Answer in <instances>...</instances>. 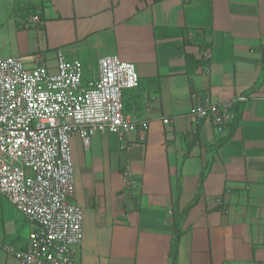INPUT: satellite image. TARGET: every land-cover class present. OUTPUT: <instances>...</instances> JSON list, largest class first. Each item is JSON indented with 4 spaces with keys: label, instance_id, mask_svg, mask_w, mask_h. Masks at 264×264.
Instances as JSON below:
<instances>
[{
    "label": "crops",
    "instance_id": "crops-1",
    "mask_svg": "<svg viewBox=\"0 0 264 264\" xmlns=\"http://www.w3.org/2000/svg\"><path fill=\"white\" fill-rule=\"evenodd\" d=\"M0 13L23 62L53 66L60 49L86 83L115 54L138 74L123 111L146 131L70 139L76 264H264V0H0ZM241 96L223 131L191 119L205 97ZM10 206L0 242L25 249L29 221ZM0 264L18 262L0 248Z\"/></svg>",
    "mask_w": 264,
    "mask_h": 264
},
{
    "label": "built area",
    "instance_id": "built-area-1",
    "mask_svg": "<svg viewBox=\"0 0 264 264\" xmlns=\"http://www.w3.org/2000/svg\"><path fill=\"white\" fill-rule=\"evenodd\" d=\"M54 58L53 66L28 68L19 56L0 58V194L30 224L25 249L2 242L0 248L18 264H76L83 209L72 201V135L88 146L100 132L123 141L128 132L149 127L146 120L123 111V91L138 84L133 63L115 54L101 55L97 78L84 83L79 59L67 58L60 49ZM244 99L205 97L190 111L191 119L207 118L223 131L234 118V102Z\"/></svg>",
    "mask_w": 264,
    "mask_h": 264
},
{
    "label": "rangeland",
    "instance_id": "rangeland-1",
    "mask_svg": "<svg viewBox=\"0 0 264 264\" xmlns=\"http://www.w3.org/2000/svg\"><path fill=\"white\" fill-rule=\"evenodd\" d=\"M2 14L0 13V18H1ZM0 24H7V20L6 19H0ZM5 32L4 30H2V28L0 27V58L6 57V56H16V54H13L12 50H11V43H13V41L15 40V36L13 35H8V40H7V35H4ZM26 61H24V66L26 68L28 67H33L35 66L34 64L30 63L28 60V58H30V56L27 57H23ZM3 205V207H11L10 206V202L8 201V199L0 194V205Z\"/></svg>",
    "mask_w": 264,
    "mask_h": 264
},
{
    "label": "trees",
    "instance_id": "trees-1",
    "mask_svg": "<svg viewBox=\"0 0 264 264\" xmlns=\"http://www.w3.org/2000/svg\"><path fill=\"white\" fill-rule=\"evenodd\" d=\"M173 229L174 230H173V237H172V244H171V251H170L172 259L175 258L176 247L178 244L179 236L181 234L180 231L178 229H176L175 225H174Z\"/></svg>",
    "mask_w": 264,
    "mask_h": 264
}]
</instances>
